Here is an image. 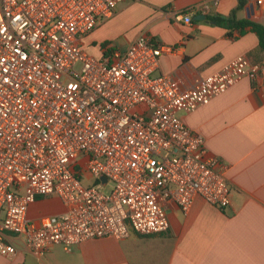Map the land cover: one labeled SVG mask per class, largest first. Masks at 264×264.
Segmentation results:
<instances>
[{
	"label": "built area",
	"instance_id": "built-area-1",
	"mask_svg": "<svg viewBox=\"0 0 264 264\" xmlns=\"http://www.w3.org/2000/svg\"><path fill=\"white\" fill-rule=\"evenodd\" d=\"M123 1L0 0L2 257H15L17 243L43 256L54 245L70 253L91 239L162 234L168 203L183 213L198 197L219 209L231 204L226 165L180 114L243 78L264 91V66L237 56L181 90L158 73L160 57L175 48L150 37L90 55L83 38ZM218 1L172 15L190 24ZM108 183L104 194L98 187ZM50 196L63 211L30 220L29 206Z\"/></svg>",
	"mask_w": 264,
	"mask_h": 264
},
{
	"label": "crops",
	"instance_id": "crops-1",
	"mask_svg": "<svg viewBox=\"0 0 264 264\" xmlns=\"http://www.w3.org/2000/svg\"><path fill=\"white\" fill-rule=\"evenodd\" d=\"M210 0H124L111 17L98 21L82 40V47L94 57L107 48L125 50L140 37L172 46L175 51L160 57L158 73L172 77L181 90L220 71L237 56L264 66V49L249 27L236 38L215 18H228L238 0H219L211 5L205 19L190 24L176 20L172 13L209 4ZM237 19L264 24V6L246 0L236 12ZM232 35L238 33L233 30ZM180 117L205 139L210 155L227 167L231 204L219 209L202 198L194 200L183 213L165 204L169 220L167 232L140 236L130 231L124 239H91L75 246L70 253L54 245L43 256L25 251L17 243L13 258L0 256V264H264V91L254 89L243 78L211 101ZM53 201L37 198L27 216L38 221L42 216L59 214L61 202L45 215L35 213L36 204Z\"/></svg>",
	"mask_w": 264,
	"mask_h": 264
},
{
	"label": "trees",
	"instance_id": "trees-1",
	"mask_svg": "<svg viewBox=\"0 0 264 264\" xmlns=\"http://www.w3.org/2000/svg\"><path fill=\"white\" fill-rule=\"evenodd\" d=\"M246 0H238L237 8L232 11L231 15L226 18H214L213 21L217 24L226 25L227 28L230 30L228 35L232 36V31L237 30L238 34L242 33V31L249 27L252 32H254L258 38L259 46L261 49H264V24L256 23L246 19H237L236 12L243 8L245 5Z\"/></svg>",
	"mask_w": 264,
	"mask_h": 264
},
{
	"label": "rangeland",
	"instance_id": "rangeland-1",
	"mask_svg": "<svg viewBox=\"0 0 264 264\" xmlns=\"http://www.w3.org/2000/svg\"><path fill=\"white\" fill-rule=\"evenodd\" d=\"M90 54V53H89ZM92 55V54H90ZM93 56V55H92ZM90 183V181H86L84 182L85 185H88ZM112 188V184L108 183L106 187L101 188L98 187V189L103 192L104 194H109ZM48 198H52L53 201H46V202H40L38 204H36V210L35 213L37 215H45L48 214L50 212H52V209L55 208V204L59 205V202L57 201V198L55 196H50Z\"/></svg>",
	"mask_w": 264,
	"mask_h": 264
},
{
	"label": "water",
	"instance_id": "water-1",
	"mask_svg": "<svg viewBox=\"0 0 264 264\" xmlns=\"http://www.w3.org/2000/svg\"><path fill=\"white\" fill-rule=\"evenodd\" d=\"M195 20H203V19H205V15H197L195 18H194ZM100 182L102 183V184H104L105 182H106V178L104 177V176H101L100 177Z\"/></svg>",
	"mask_w": 264,
	"mask_h": 264
}]
</instances>
